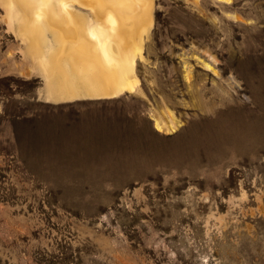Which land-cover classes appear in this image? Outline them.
<instances>
[{"label":"rangeland","instance_id":"obj_1","mask_svg":"<svg viewBox=\"0 0 264 264\" xmlns=\"http://www.w3.org/2000/svg\"><path fill=\"white\" fill-rule=\"evenodd\" d=\"M20 18L0 2V264H264V0H154L114 99L55 100Z\"/></svg>","mask_w":264,"mask_h":264},{"label":"bare ground","instance_id":"obj_2","mask_svg":"<svg viewBox=\"0 0 264 264\" xmlns=\"http://www.w3.org/2000/svg\"><path fill=\"white\" fill-rule=\"evenodd\" d=\"M0 2L21 15V36L40 61L55 100L117 98L134 91L131 75L153 25L154 0ZM47 32L55 41L49 52ZM155 126L163 130L159 123Z\"/></svg>","mask_w":264,"mask_h":264},{"label":"crops","instance_id":"obj_3","mask_svg":"<svg viewBox=\"0 0 264 264\" xmlns=\"http://www.w3.org/2000/svg\"><path fill=\"white\" fill-rule=\"evenodd\" d=\"M84 97H80V98H91L90 96H87V95H83ZM76 99H79V98H76ZM76 99H64V100H58V101H72V100H76ZM94 99H101V98H94ZM106 99V98H104ZM108 99H114V98H108Z\"/></svg>","mask_w":264,"mask_h":264}]
</instances>
